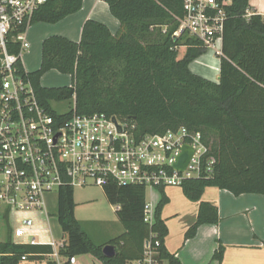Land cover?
Returning <instances> with one entry per match:
<instances>
[{
	"label": "trees",
	"instance_id": "trees-1",
	"mask_svg": "<svg viewBox=\"0 0 264 264\" xmlns=\"http://www.w3.org/2000/svg\"><path fill=\"white\" fill-rule=\"evenodd\" d=\"M103 1L119 22L115 35L105 25L87 20L78 43L59 36L42 42L39 68L28 74L39 105L55 116L50 102L74 99L76 113L97 112L133 121L138 135L163 134L181 127L200 132L215 163L209 176L185 180L180 187L188 201L199 203L197 220L186 238L193 237L200 225L218 222L216 208L201 201L206 188L236 197L264 196V16L246 18L250 0H231L218 57L219 81L214 83L189 70L190 63L206 53L201 44L185 32L174 36L184 15L183 0ZM82 2L49 0L35 11L31 25L56 24L80 11ZM181 47L185 52L179 58ZM51 70L69 75L72 85L42 87V75ZM159 191L161 198L149 225L144 222L142 187L105 186L104 197L109 205L119 207L115 215L124 232L96 245L75 218L73 189L61 188L56 211L66 239L61 254L91 255L100 264H131L143 257L151 233L157 261L181 264L164 246L167 229L161 213L167 198L163 189ZM106 245L114 247V257H103ZM50 253L49 246L13 243L9 229L0 242V264H19L23 256L41 260ZM222 255L219 246L213 258L220 262Z\"/></svg>",
	"mask_w": 264,
	"mask_h": 264
},
{
	"label": "built area",
	"instance_id": "built-area-1",
	"mask_svg": "<svg viewBox=\"0 0 264 264\" xmlns=\"http://www.w3.org/2000/svg\"><path fill=\"white\" fill-rule=\"evenodd\" d=\"M48 1L0 0V219L8 223L15 216L17 226L10 234L21 240L15 244L49 246L52 264H78L77 256L61 254L66 241L57 242L52 236L48 196L65 187L102 191L110 183L142 187L144 222L152 225L154 194L209 176L215 161L201 133L184 127L138 135L133 121L97 112L81 115L74 105L67 118H60L41 107L23 55L30 49L27 36L33 14ZM257 1L262 13L250 7L246 18L264 16V0ZM230 5L231 0H183L184 15L174 36L185 32L219 57ZM185 145L193 154L179 172L173 165ZM37 218L45 221V227L35 228ZM40 234L46 238L36 240ZM153 237L150 233L143 257L132 264H158L157 252L151 249Z\"/></svg>",
	"mask_w": 264,
	"mask_h": 264
},
{
	"label": "crops",
	"instance_id": "crops-1",
	"mask_svg": "<svg viewBox=\"0 0 264 264\" xmlns=\"http://www.w3.org/2000/svg\"><path fill=\"white\" fill-rule=\"evenodd\" d=\"M253 1L257 0H250L251 9L259 8L261 14V4L258 1L257 5L251 4ZM87 20L105 25L112 35H115L119 30V22L110 14L108 5L103 0H83L80 11L60 22L53 25L45 23L35 25L38 33L42 35L38 43L39 57L41 58V44L49 37L59 36L78 43L82 26ZM27 39L31 44V38L29 40V36H27ZM181 49H185V47H181ZM214 56L217 59L208 57L200 60L202 57L200 56L190 63L189 70L196 76L218 83L220 61L218 56L215 54ZM69 78L71 79L70 76ZM163 193L167 198V203L161 213V218L167 229L164 246L167 252L178 259L181 264H264V196L244 194L236 197L224 190L214 187L206 188L201 201L216 208L218 222L215 225H200L193 237L186 238L188 229L197 220L199 203L188 201L180 187L165 188ZM160 198V191L154 194L155 207ZM116 223H118L117 218L113 221V230L111 229V232L100 244L106 243L124 232L122 226L120 224V226H116ZM43 227L45 226L36 225L35 228ZM219 246L223 249V255L221 261L217 262L213 256ZM41 258V260L27 258V261H20L19 264H48L50 262L47 255ZM158 264L166 263L158 262Z\"/></svg>",
	"mask_w": 264,
	"mask_h": 264
},
{
	"label": "rangeland",
	"instance_id": "rangeland-1",
	"mask_svg": "<svg viewBox=\"0 0 264 264\" xmlns=\"http://www.w3.org/2000/svg\"><path fill=\"white\" fill-rule=\"evenodd\" d=\"M251 4L257 5V1ZM37 25V24H35ZM33 25L29 31L28 36L29 40L31 38L30 49L25 52L23 55V63L28 72L36 71L39 68V49L38 43L42 35L38 33L36 26ZM38 33V34H37ZM178 57L181 58L185 52V49L179 48ZM214 58V53L211 50L206 51L202 55L200 60L206 58ZM72 79L69 76L61 75L57 71L51 70L42 75L40 79V85L43 87H63L71 86ZM51 109L60 115L66 114L71 111L74 105V99L63 101V102H50ZM73 200L76 204L75 207V216L78 221H81L84 231L92 239L96 245L100 243L108 236L113 230V221H115L116 215L114 214L115 207L107 203L104 193L100 188L89 187V188H74L73 189ZM49 207L48 213L50 214V227L52 231V236L58 242L61 238L66 241L65 235L62 234L56 219L57 211V194L54 193L51 196H48ZM36 216V214H33ZM36 225H44V220L37 218ZM116 226H120L119 223H116ZM15 216L12 215L8 223H5L0 219V238L5 240L8 236V229L12 230L16 228ZM13 241H21L11 237ZM45 239V235L38 236L36 240ZM78 264H100L94 257L91 255H81L77 256Z\"/></svg>",
	"mask_w": 264,
	"mask_h": 264
},
{
	"label": "water",
	"instance_id": "water-1",
	"mask_svg": "<svg viewBox=\"0 0 264 264\" xmlns=\"http://www.w3.org/2000/svg\"><path fill=\"white\" fill-rule=\"evenodd\" d=\"M192 154H193V151L189 146L187 145L183 146L181 149V153L179 154V156L176 159L175 164L173 165V168L179 172L184 171ZM102 255L105 258L114 257L116 255L114 247L111 245L104 246L102 248Z\"/></svg>",
	"mask_w": 264,
	"mask_h": 264
}]
</instances>
